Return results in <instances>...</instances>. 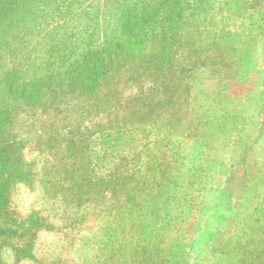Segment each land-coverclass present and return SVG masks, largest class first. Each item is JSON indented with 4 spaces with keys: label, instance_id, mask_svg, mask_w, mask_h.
Listing matches in <instances>:
<instances>
[{
    "label": "rangeland",
    "instance_id": "1",
    "mask_svg": "<svg viewBox=\"0 0 264 264\" xmlns=\"http://www.w3.org/2000/svg\"><path fill=\"white\" fill-rule=\"evenodd\" d=\"M136 1L77 0L63 36L112 38ZM140 1L151 9L157 0ZM171 1L164 11L182 16L171 28L172 20L140 28L146 50L108 60L105 108L92 113L89 102L64 100L46 126L38 120L44 106L27 107L2 130L0 147L17 138L30 171L8 190L13 216L29 219L5 234L20 259L10 264H107L105 252L115 264L264 258V0ZM131 22L133 35L139 26ZM160 31L163 40L153 38ZM154 48L171 64H147ZM114 101L122 104L115 113ZM78 122L90 140L70 157L68 130ZM5 158L14 162L16 150ZM48 183L103 191L64 205L48 198Z\"/></svg>",
    "mask_w": 264,
    "mask_h": 264
},
{
    "label": "trees",
    "instance_id": "2",
    "mask_svg": "<svg viewBox=\"0 0 264 264\" xmlns=\"http://www.w3.org/2000/svg\"><path fill=\"white\" fill-rule=\"evenodd\" d=\"M168 2L172 1L157 0L151 9H147L145 3L141 6V1H136L133 6L123 11L116 36L107 38L92 34L76 40L75 36H63V30L68 31L69 22H73L70 19L71 10L77 0H0V135L27 107L44 106L45 112L38 120L46 126L49 125V120H56L54 116L45 119L47 115L52 112L62 114L58 112L63 107L64 100H70L71 107H78L80 101L89 102L86 106L92 113L105 108L113 93L110 86L108 88V77L112 75V65L108 60L120 63L118 58H128L132 52L129 49L146 50L150 43L147 41L149 36H142L143 31L140 28L150 25L157 29L158 23L167 26L169 20H172L169 25L171 28L173 22L182 16L165 12L164 7ZM141 7L143 12H138ZM131 21L139 26L137 30L140 34L138 31L131 34L133 30L127 25ZM176 27L180 28L178 25ZM165 34L166 32L163 34L160 31L154 35L151 33L150 36H160L163 40ZM174 35L178 37V33ZM168 40L166 38L165 44L169 43ZM147 57V64L159 61H162V65L171 64L163 50L157 48ZM179 63L182 60L175 61V64ZM244 69L247 68H241L240 71ZM48 105L51 107L48 108ZM112 105L114 113L122 108L121 102L114 101ZM110 114L111 111L108 115ZM68 131L67 138H72L66 144L67 150L71 151L70 157H76L81 150L79 145L86 139L90 140V134L86 133L87 130L80 122ZM78 136L82 138L80 141L77 140ZM60 139L52 138L51 140H55L53 145L61 141ZM16 140L17 138H13V145L9 147H0V264H10L8 257L11 261L20 260L17 252L10 247L11 236L5 234L29 223V219L18 222L13 216L16 211H11L10 207L12 201L8 190L30 173L28 170L25 174V169L21 167L22 159ZM15 150L17 158L14 162L5 158V155L15 153ZM74 172L73 166L70 174ZM49 184L45 186L48 198L64 205L75 199L81 203L83 199H89L87 196L103 191L101 184L89 183L81 185L77 190L58 188L56 183ZM52 195L55 197H51ZM48 227L46 229H52ZM8 251L11 252L9 255L6 253ZM105 253L111 257L106 261L107 264L118 261L112 253ZM250 264H264V258L252 259Z\"/></svg>",
    "mask_w": 264,
    "mask_h": 264
}]
</instances>
